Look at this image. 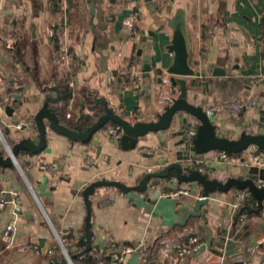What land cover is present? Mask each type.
Here are the masks:
<instances>
[{"label":"crops","instance_id":"1","mask_svg":"<svg viewBox=\"0 0 264 264\" xmlns=\"http://www.w3.org/2000/svg\"><path fill=\"white\" fill-rule=\"evenodd\" d=\"M179 19L194 49L191 59L197 76L186 78L190 102L207 109L216 102L253 98L254 104L236 117L229 111L210 117L221 137L237 139L245 130L259 133L264 128V0H0V97L14 95L0 117L6 143L12 147L27 137L45 96L57 97L51 92L54 88L61 100L50 106L70 128H76L79 120L101 115L100 100L133 123L154 121L167 99L179 94L166 72L173 58L167 46ZM65 51L72 62L62 61ZM147 56L157 61L151 82L141 72ZM129 65L138 76L124 89L121 76ZM71 79L74 87L69 85ZM65 90L71 92L70 98ZM8 107L13 109L10 115ZM177 127L176 123L170 131L148 135L130 151L114 143L106 129L87 144L48 130L43 152H22L18 166L0 168V191L7 192L8 200L14 192L22 200L18 208L8 204L0 210V264H59L52 260L61 251L56 234L74 242L84 234L83 189L99 179L135 185L149 169H161L155 163L171 155ZM3 145L0 138V149ZM145 149L161 154L151 157ZM251 152L236 158L246 159ZM241 168L225 166L211 177L224 180L243 172ZM164 181L159 183L167 189ZM156 191L124 194L114 188L98 189L92 197L93 246L104 248L111 240L146 245L151 260L141 258L139 264H236L216 253L213 244L225 228L236 224L242 236L249 234L242 264H261L262 250H252L264 234V210L253 212L258 203L241 215L245 220L240 216L237 222L233 209L237 191L220 193L202 207V216H191L183 224L198 198L155 197ZM15 220L17 232L4 237ZM192 237L207 248L179 258L176 249ZM34 246L41 252L36 253ZM86 259L92 260L79 256L73 264H87Z\"/></svg>","mask_w":264,"mask_h":264},{"label":"water","instance_id":"2","mask_svg":"<svg viewBox=\"0 0 264 264\" xmlns=\"http://www.w3.org/2000/svg\"><path fill=\"white\" fill-rule=\"evenodd\" d=\"M189 37L185 30L183 20H176L173 25V37L171 44L167 46L168 53L173 55L172 62L167 69V74L171 76L170 82L174 87H179L178 97L167 99V105L164 106L161 113L157 114L154 121L145 122L132 121L116 113L109 104L100 100L98 104L103 105L104 111L98 117L97 121L87 128L77 125L76 128H70L63 124L56 109H53L51 103L60 101L59 89L57 97L51 94L45 96L41 109L35 114L31 130L27 137L17 141L12 147L4 142L3 149H0V168L6 169L12 166H18L17 156L22 152H28L32 155H38L47 147L48 130L66 137L74 143H90L98 132L102 131L109 124H116L122 127L123 135L120 139V147L125 151H130L138 147L140 141L150 134L167 132L174 129L177 123L178 127L172 133L175 140L170 151V156L158 159L155 165L161 167L159 170L149 169L138 183L127 185L118 180L99 179L87 185L82 196L86 206V223L84 234L80 238V244L83 250L74 256H89L95 239L93 232L92 217L93 203L92 197L98 189L114 188L124 194L137 192L147 194L150 190V184L159 183L173 176L177 179L178 185L196 184L199 188V199L194 207V212L190 213L183 224L194 215L202 216V207L207 205L215 195L234 191H245L249 193L258 203V208L253 212L261 214L264 210V187L259 186L260 181H264V170L257 167L241 168L243 172L238 175H230L224 180L217 177H211L212 173L220 172L223 167L214 163L210 154L215 151L226 152L230 156L242 154L251 148L264 151V128L259 133L251 130H245L237 139H228L221 137L217 133V127L212 122L211 117L203 106L195 105L190 102L188 95V85L186 78L196 77L197 73L192 65V53L194 49L190 47ZM157 70V61L155 57L147 56L143 63L141 72L145 79L152 81V73ZM158 81V80H157ZM12 108H6L10 115ZM264 120V111L262 112V121ZM193 123H197V134L191 138L187 129ZM154 157L153 154L149 155ZM209 161L205 172H201L195 163ZM229 172V170H226ZM172 178V177H171ZM152 183V184H153ZM172 187L167 186L170 190ZM167 189L164 187L157 190L155 197H159ZM172 190V189H171ZM7 206L5 207V209ZM236 224L225 228L218 237L213 240L215 252L226 257L229 261H236V264H242L246 254L244 245L245 238L241 231H238ZM71 249L72 246H69ZM204 245L201 250H205ZM218 250V251H217ZM141 254L135 253L128 261V264H139ZM240 260V261H238ZM73 257L69 260L65 258V264H73Z\"/></svg>","mask_w":264,"mask_h":264},{"label":"built area","instance_id":"3","mask_svg":"<svg viewBox=\"0 0 264 264\" xmlns=\"http://www.w3.org/2000/svg\"><path fill=\"white\" fill-rule=\"evenodd\" d=\"M62 61L66 62H72V56L66 53V51L61 56ZM138 71L133 65L127 66L121 76V84L124 89L128 88L129 86L133 85V83L137 80ZM69 85L71 87L75 86V83L73 79H71ZM2 86L0 81V95L2 93ZM3 94V93H2ZM14 97L13 94L4 95V97H0V117L3 115L5 111V107L9 104V102ZM254 104V99L249 98L246 101H237L234 103H213L210 106L205 109L209 116L215 115L218 112H224L229 111L233 117L238 116L240 113H242L247 108L251 107ZM71 115L68 114V117ZM21 127V126H19ZM106 134L109 136V138L114 143H119L120 139L123 135V129L119 125H112L108 128H106ZM264 132V131H263ZM188 135L193 138L197 134V123H193L190 125L187 129ZM0 138L4 140V137L2 135L1 129H0ZM249 150H252L249 157L246 159L242 158H236L234 156L228 155L226 152L222 151H215L212 153V161L214 163L220 164L222 167L230 166V165H240L244 168L249 167H257L261 170H264V151L257 150L255 148H251ZM144 152L146 154H153V155H160L161 153L157 150H150L145 149ZM88 164L93 166L94 161L93 159L88 156ZM209 161H201L198 163H195L198 167V169L201 172H205V168L208 165ZM51 172L54 171V169L51 167L49 168ZM166 186H171L172 190L168 192H162L161 194L169 197H179L182 195L186 196H196L199 199V193L198 186L196 184H186L185 187L179 186L177 179L175 177H172L166 181H164ZM260 187H264V181H260L259 183ZM163 184L160 183H153L150 186V189L152 190H161L163 187ZM238 195L235 198V202L233 204L234 209V215L236 218V215L240 212L241 207L245 201L249 199V193L245 191H237ZM13 199L8 200L7 199V192L5 190L0 191V210L4 209L6 205L12 204L15 208H18L22 204V200L19 198L18 194L16 192L13 193ZM242 220H245V216H241ZM17 232V222L16 220L13 221L8 225V227L4 231V237H10L13 236ZM56 241L58 242L61 252L63 253L64 257L69 260V257H71L69 251L73 250L74 248L78 249V243L79 241H70L67 238L61 237L59 234H56ZM69 246H72L70 249ZM204 246V243L199 240V238H192L189 241V244L187 246L180 247L176 251V255L179 258H187L192 257L196 255L201 248ZM143 245H125V244H119L115 242L114 240H111L110 243L102 248L98 246H92V249L90 251V255L92 257V260L94 261V264H127L128 260L135 254L140 253ZM260 248L262 250V258H261V264H264V234L260 236L253 247V251ZM33 250L36 253H40L41 249L38 246H34ZM53 250H49V254H51ZM73 263V262H72ZM71 264V263H70Z\"/></svg>","mask_w":264,"mask_h":264},{"label":"trees","instance_id":"4","mask_svg":"<svg viewBox=\"0 0 264 264\" xmlns=\"http://www.w3.org/2000/svg\"><path fill=\"white\" fill-rule=\"evenodd\" d=\"M65 93L67 94V97L70 98L71 97V92H69L68 90H65ZM64 94V93H63ZM60 100H61V97H60ZM62 123H63V120H62V117H61V114L58 112V110H56ZM100 115L99 114H95L94 116H89L90 118H88L87 120H79L78 122V125H80L82 128H87L89 126H91L92 124H94L98 117ZM64 124V123H63ZM112 125H115V124H109L108 126H106L104 129L112 126ZM241 154H238V155H234L235 157H239ZM171 177H169L168 179H170ZM167 179V180H168ZM167 191H170L167 189ZM257 204V201L250 195L249 196V199L247 200V202H244L243 203V206L241 207V210L240 212L236 215V221L238 222L239 219H240V216L247 210H251L250 206H256ZM249 207V209L247 208ZM193 238V237H192ZM191 239V238H190ZM201 240V239H200ZM189 241L184 243V244H181L177 249L176 251L180 248V247H183V246H187L189 244ZM202 242V240H201ZM83 250V247L81 246L80 242L78 243V249L76 250L75 248L73 250H70L69 253L70 255L73 257V260L76 259L77 257L74 258V256L78 255L79 253H81ZM140 254H141V258L144 260V261H150L151 260V254H152V251H151V248H148L146 245L142 247L141 251H140ZM84 257H88L90 258L89 256H84ZM54 262L56 263H59V264H65V258L63 256V254L61 253V251L59 252L58 255H55L52 259ZM87 261V264H94V261L92 260H89V259H86Z\"/></svg>","mask_w":264,"mask_h":264},{"label":"rangeland","instance_id":"5","mask_svg":"<svg viewBox=\"0 0 264 264\" xmlns=\"http://www.w3.org/2000/svg\"><path fill=\"white\" fill-rule=\"evenodd\" d=\"M4 142H6V140H5ZM62 254H63V253H62Z\"/></svg>","mask_w":264,"mask_h":264}]
</instances>
